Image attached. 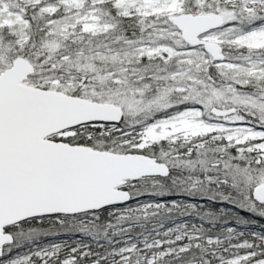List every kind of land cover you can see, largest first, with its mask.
I'll return each instance as SVG.
<instances>
[{
  "label": "snow or ice",
  "instance_id": "obj_1",
  "mask_svg": "<svg viewBox=\"0 0 264 264\" xmlns=\"http://www.w3.org/2000/svg\"><path fill=\"white\" fill-rule=\"evenodd\" d=\"M0 264H264V0H0Z\"/></svg>",
  "mask_w": 264,
  "mask_h": 264
}]
</instances>
